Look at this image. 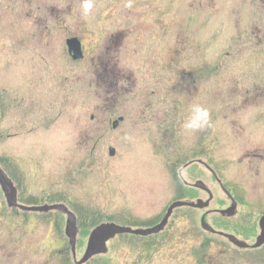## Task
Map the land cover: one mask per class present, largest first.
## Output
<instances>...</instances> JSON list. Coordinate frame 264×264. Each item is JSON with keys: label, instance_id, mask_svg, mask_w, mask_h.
I'll use <instances>...</instances> for the list:
<instances>
[{"label": "rangeland", "instance_id": "obj_1", "mask_svg": "<svg viewBox=\"0 0 264 264\" xmlns=\"http://www.w3.org/2000/svg\"><path fill=\"white\" fill-rule=\"evenodd\" d=\"M63 1L66 3L59 16L65 20L82 13V0ZM167 7L164 2L165 12ZM171 8L178 14L177 24L171 29L181 34V42H167L166 55L170 61L189 58L186 63L191 71L182 79L176 70H171L170 87H194L192 65L199 58L200 93L191 100L210 113L205 132L215 138L209 140V148L218 160L216 171L228 189L237 195L243 193L252 206L264 188V162L251 161L248 155L253 147L264 145V104L254 103L264 96V0H173ZM94 12L93 7L89 15ZM15 33L17 30L10 26L0 30L1 56L10 54V49L15 51ZM62 37L55 30L50 51L55 56L62 53ZM40 50L47 52L46 48ZM153 50L159 54V48ZM27 51L23 47L18 53ZM129 69L138 74V80L137 86L128 90L146 87L149 65L124 70ZM102 75V70L84 71L75 66L66 72L41 74L42 118L39 127L30 131L27 149L33 156L41 153L42 157L23 167L25 171L21 173L25 181L19 188L21 197L34 198L21 201L22 205L65 203L77 214L82 228L76 242V260L85 251L91 224L110 221L144 229L160 220L175 200L166 161L162 157L163 166L159 164L152 150V129L134 125L135 100L122 102L121 96L118 99L116 94L124 90L105 83ZM125 86L130 87L128 83ZM242 96L248 97L247 101L239 104ZM236 100L238 104L234 105ZM118 115H124L126 120L114 131L110 125ZM88 128L96 139L100 138L94 167L89 170L87 165L84 172L78 163L86 150L77 144L85 141ZM181 128L184 132L180 134L191 133L183 125ZM166 145L167 142L163 150ZM109 146L115 149L114 157L108 155ZM210 186L218 192L217 185ZM199 195L206 197L201 192ZM183 213L190 217L195 211L176 208L166 228L156 235H116L107 243L105 254L95 255L84 264H194L187 247L192 239L187 233L190 220L187 218L188 222L181 226L179 217ZM196 217L198 220V212ZM64 220L56 210L24 211L6 203L0 205V264H74L63 234ZM181 230L186 231L185 237ZM213 250V264H264L260 258L264 247Z\"/></svg>", "mask_w": 264, "mask_h": 264}, {"label": "flooded vegetation", "instance_id": "obj_2", "mask_svg": "<svg viewBox=\"0 0 264 264\" xmlns=\"http://www.w3.org/2000/svg\"><path fill=\"white\" fill-rule=\"evenodd\" d=\"M129 2L132 4L130 8L126 7ZM164 2L168 6L166 12L163 10ZM65 3L66 1L63 0L53 2L0 0V30L6 26L17 30L14 39L15 51L10 49V54L0 55V171L11 184L7 189L14 192L15 201L19 204H22L21 201H34L32 196L23 200L19 188L25 183L21 174L25 171L23 167L37 163L42 157L41 153L33 156L27 149L30 148L28 142L30 131L39 127L42 118L43 109L39 91L41 74L66 72L74 66L81 67L84 71L98 69L103 71L102 79L105 83L115 85L118 90H124L116 94L118 99L121 96L122 102L130 98L135 100L137 106L134 125L143 130L152 129L154 133L152 150L159 164L163 166L160 162L162 157L166 161L164 165L169 170L175 195L173 202L179 200L189 203L200 199L207 200L209 194L200 187L202 184L212 194L208 206L201 209L191 205L179 206L195 211L193 214L195 217L193 215L189 217L184 213L179 217L181 226L188 222L187 218L190 220V232L187 233H191L192 239L187 243V247L189 252H192L193 263L213 264L215 257L212 253L213 249L248 251V249L260 250L264 247V243L257 248L251 247L262 230L260 218L264 216V188L251 206L246 202L243 193L239 195L233 193L220 181L216 171L218 160L209 148V140H215L210 136L212 133L205 132V128L180 134L184 132L181 127L195 104L191 99L194 94L197 96L200 93L198 84L201 83V79L199 58H196L194 59L196 62L192 65L194 73L192 80L195 86L170 87L171 70H176L182 79L188 77L191 71L189 63H186L189 58L182 56L181 60L176 57L170 61L166 55L167 42L170 40L175 44L181 42V34L176 29H171L176 26L178 15L176 9L171 8L173 0H94L93 14L83 17L82 14L77 13L68 20L59 16ZM70 3L68 1V4ZM55 30L63 35L62 53L56 56L50 52L54 47ZM86 34L88 37L85 36ZM70 38L78 40L79 58H74V52L68 48L67 40ZM23 47L29 51L18 53ZM44 48L47 52L40 50ZM154 48H159V54L153 50ZM139 65H149L148 84L141 89L129 91V88L137 86L138 74L134 70L132 72L130 69L126 71L124 69ZM126 83L130 87H126ZM244 89L249 93L247 86ZM244 96L239 99V104L246 103L248 97ZM254 103L264 104V96ZM237 104L238 101L234 105ZM125 120L124 115H118L111 122L110 128L117 130ZM87 130L85 141L77 144L78 147L86 150L78 163L79 166L83 165L80 170L84 172H87L88 166H90L89 170L94 167L92 165L96 158L95 147L100 138L98 136L96 139L94 132H89V128ZM165 142L167 145L163 150ZM110 148L113 149V154H110ZM252 149L249 151L252 154H248L252 158L250 160L264 162V145H257ZM107 152L110 157L116 155L112 146L107 148ZM33 175L35 177L36 173ZM218 180L229 194L222 189ZM211 183L218 186V192L213 191ZM200 192L206 194V197H201ZM232 201L236 204L234 213L221 214L220 211L233 205ZM4 203L6 199L0 185V205ZM67 208L72 211L68 206ZM196 212H198V220ZM73 214L77 223V214L74 212ZM61 215L66 217L64 213ZM161 218L151 226L161 221ZM202 218L214 229L213 232L202 228ZM99 223L102 221H98ZM185 232L180 231V233ZM76 234L77 242L79 227ZM228 236L246 243L247 247L236 246ZM260 258L264 259L262 253Z\"/></svg>", "mask_w": 264, "mask_h": 264}, {"label": "water", "instance_id": "obj_3", "mask_svg": "<svg viewBox=\"0 0 264 264\" xmlns=\"http://www.w3.org/2000/svg\"><path fill=\"white\" fill-rule=\"evenodd\" d=\"M67 45H68L69 50L74 52V58H79L80 50H79L78 40L74 38H70L67 40ZM115 124L116 123H114V125ZM109 152L110 154L114 153L112 148L109 149ZM219 183L222 189L225 190L221 182ZM0 185H1L2 191H4V195H5V199H6V203L8 207H15V208L18 207L19 209L24 210V211L30 210V211H36V212H40V211L47 212L51 210H57L59 212L66 214V220H65L66 224L64 228V234L68 238L69 246H71V254H72V257L74 258L75 264H84L94 255L106 253L107 252L106 242L110 240V238H113L114 236L119 235L121 233H127L131 235L135 234V235H139L143 237L146 235L156 234L162 231V229L166 226L168 222V217L171 215L174 209L178 208L179 206H184V205L185 206L191 205V206H195L201 209L203 207L208 206L209 199L212 197V194H210V191L205 187V185L202 184V186L200 187L206 190V192L209 194V198L207 200L203 201L202 199H200V200H197L196 202H189V203H186L184 201H179V200H177L176 202H172L168 206L166 213L161 218V221L159 223L155 224L152 227H146L144 229H137V228L131 229V228H128L122 225L119 226L113 222L100 223L98 224V226L94 227L89 232V236H88L87 243H86L87 246L85 248V251L82 254L81 258L76 260V257H75V249H76L75 242H76V235H77L76 234L77 232L76 216L73 214V212L68 210L65 204L52 203L51 205L42 204L40 206H31V205L25 206V205L19 204L18 202L15 201L14 192L12 190L7 189L11 184L8 182V180L6 179V177L3 175L1 171H0ZM225 192L228 193L226 190ZM232 204L233 205L231 207H229L228 209H225L224 211H220V213L224 214V213L229 212V214H233L235 211L236 204H234V202ZM263 225H264V216L260 218V226H262V230L259 236L257 237L256 242L251 246L253 248H257L262 243H264ZM201 226L203 229H206L208 231H211V232L214 231V229H212L204 221L203 218L201 219ZM228 238L231 239L236 246H239L242 248L247 247L246 243L241 242L237 239H234V237L232 236H228Z\"/></svg>", "mask_w": 264, "mask_h": 264}, {"label": "clouds", "instance_id": "obj_4", "mask_svg": "<svg viewBox=\"0 0 264 264\" xmlns=\"http://www.w3.org/2000/svg\"><path fill=\"white\" fill-rule=\"evenodd\" d=\"M129 2L126 7H131ZM94 0H82L81 9L82 16L87 17L93 10ZM210 123V113L207 108H204L198 104L193 105L191 112L187 120L184 122L183 127L185 130L196 132L205 129Z\"/></svg>", "mask_w": 264, "mask_h": 264}, {"label": "trees", "instance_id": "obj_5", "mask_svg": "<svg viewBox=\"0 0 264 264\" xmlns=\"http://www.w3.org/2000/svg\"><path fill=\"white\" fill-rule=\"evenodd\" d=\"M93 226H94V224H93V225L91 224V227H93ZM78 227H79V230H81L82 227H81L80 224H78ZM86 233H87V232H84V234H86Z\"/></svg>", "mask_w": 264, "mask_h": 264}]
</instances>
